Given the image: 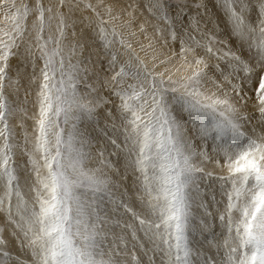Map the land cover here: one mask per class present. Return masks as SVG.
Listing matches in <instances>:
<instances>
[{"label":"snow or ice","instance_id":"obj_1","mask_svg":"<svg viewBox=\"0 0 264 264\" xmlns=\"http://www.w3.org/2000/svg\"><path fill=\"white\" fill-rule=\"evenodd\" d=\"M0 264H264V0H0Z\"/></svg>","mask_w":264,"mask_h":264}]
</instances>
